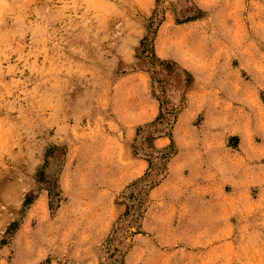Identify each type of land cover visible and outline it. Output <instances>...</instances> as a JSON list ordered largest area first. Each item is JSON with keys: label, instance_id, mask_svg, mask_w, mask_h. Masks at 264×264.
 Segmentation results:
<instances>
[{"label": "rangeland", "instance_id": "rangeland-1", "mask_svg": "<svg viewBox=\"0 0 264 264\" xmlns=\"http://www.w3.org/2000/svg\"><path fill=\"white\" fill-rule=\"evenodd\" d=\"M0 264H264V0H0Z\"/></svg>", "mask_w": 264, "mask_h": 264}, {"label": "bare ground", "instance_id": "bare-ground-1", "mask_svg": "<svg viewBox=\"0 0 264 264\" xmlns=\"http://www.w3.org/2000/svg\"><path fill=\"white\" fill-rule=\"evenodd\" d=\"M207 121V120H206ZM241 143V142H240ZM227 166V165H226Z\"/></svg>", "mask_w": 264, "mask_h": 264}]
</instances>
